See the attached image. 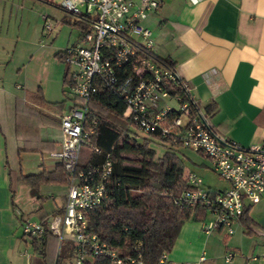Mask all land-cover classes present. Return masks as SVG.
<instances>
[{"label": "crops", "instance_id": "crops-1", "mask_svg": "<svg viewBox=\"0 0 264 264\" xmlns=\"http://www.w3.org/2000/svg\"><path fill=\"white\" fill-rule=\"evenodd\" d=\"M59 2L0 0V264H36L33 255L30 256L26 249L27 244L23 240L26 236L22 235L21 223L34 216L44 227L49 222L46 221L49 214L32 210L25 212L22 198L16 197L23 194V190L32 193L28 184L19 181L20 176L27 173L19 167L18 150H23V142L34 145L38 139L41 147L52 145L53 152L58 150L61 142L60 117L70 104L66 108L63 100L52 102L44 98L38 88L23 90L22 95L11 92L5 88L9 87L5 84V77L14 68L19 69L15 60L19 37L25 44L29 43L35 20L37 23L41 19L43 28L50 30V25L49 29L45 27L49 24L48 6L62 8ZM34 14L36 17H33ZM59 19L63 23L71 22L63 16ZM76 20L78 18L71 22L78 29L72 42L78 40L82 32ZM141 24L151 30L152 52L172 63L181 82L190 86L192 97L203 113L205 106L213 105V111L204 114L218 136L245 147L264 142V0H162L159 9L148 12ZM20 28L25 31L24 36H19ZM29 28L31 32L27 31ZM57 55L61 56L60 52ZM14 87L19 86L15 84ZM67 98L72 100V97ZM94 99L108 101L110 96L105 91H99ZM48 103L54 111L46 106ZM30 107L49 116L41 119L33 117L34 124L33 119H29ZM121 116L125 117L122 108ZM54 119H59V122L53 123ZM10 143L15 155L8 151ZM88 158L87 155L80 163H87ZM56 162L58 160L54 159L51 169ZM200 165L209 168L203 161ZM43 170L44 166L39 168V171ZM224 181L221 187L203 184L211 190H221L229 187V183ZM63 189L57 197L48 196L53 200L51 217L61 211L65 184ZM244 208H247V215L253 221L250 233L239 217L231 234H227L224 228L205 233L202 223L208 222L212 215L204 208L202 219L188 218L182 223L167 253L168 259L183 263L204 254L201 264H264L262 257L250 260L253 255L264 254V201H245ZM228 251L234 255L225 261L224 254Z\"/></svg>", "mask_w": 264, "mask_h": 264}, {"label": "built area", "instance_id": "built-area-1", "mask_svg": "<svg viewBox=\"0 0 264 264\" xmlns=\"http://www.w3.org/2000/svg\"><path fill=\"white\" fill-rule=\"evenodd\" d=\"M196 2L197 0H189ZM59 5L73 14L93 16L89 27L82 30L78 40L62 50L64 62L72 65L66 93L73 98L67 111L61 114L60 148L50 155L57 159L65 172L66 183L61 211L53 214L44 227L39 219L28 218L21 223L22 235L37 237L47 228L60 244L69 239L74 245L72 264H88L93 256L108 258L113 264H201L205 255L183 263L168 259L166 251L155 263L141 259L137 246L135 255H121L98 238L88 228V214L99 204L112 200L107 183L111 175L108 156L96 164L79 161L80 147L89 146L96 134L98 120L89 118V103L99 91L115 96L122 114L135 130L144 135H158L172 144L191 152L201 153L208 167L229 183V187L211 190L195 171L184 174L187 187L174 202L194 208L199 205L212 218L202 223L209 234L224 228L233 232V224L241 216L245 201H264V142L240 145L218 136L207 122L206 115L192 97L190 86L181 82L174 67H161L146 56L137 54L132 42L151 49V30L141 24L147 13L159 9L162 0H60ZM45 27L49 29V24ZM132 41V42H131ZM177 82L185 92L172 94L171 85ZM172 102V103H171ZM233 252L224 254L229 261ZM264 254L253 255L250 260Z\"/></svg>", "mask_w": 264, "mask_h": 264}, {"label": "trees", "instance_id": "trees-1", "mask_svg": "<svg viewBox=\"0 0 264 264\" xmlns=\"http://www.w3.org/2000/svg\"><path fill=\"white\" fill-rule=\"evenodd\" d=\"M76 16L78 18L76 23L80 29L84 30L91 25L93 16L87 14ZM132 44L135 45L137 54L150 58L161 67H172L169 60L160 59L151 49L146 50L135 42ZM68 80L69 73L66 70L63 74V83H67ZM169 90L175 95L176 93L186 95L180 82L171 85ZM107 94L110 96L108 101L92 98L89 103L88 117H98L96 134L91 139V144L98 150L96 152L90 150L87 163L97 165L107 156L111 160V175L107 186L112 200L104 201L89 212L88 228L96 233L99 239L115 248L119 254L135 255L134 247L137 246L141 259L155 263L161 252H169L182 223L188 218L202 219L204 208L199 205L194 208L183 204L179 206L174 202V198L179 197L180 192L187 187L183 175L184 167L175 151L178 147L170 141L169 144L166 143L168 139L160 138L158 135L148 136L132 130L128 118L121 116L120 101L111 93ZM213 108V105L205 106L204 113L208 115ZM29 109L31 117L41 119L49 116L36 108ZM54 122L58 123L59 119H54ZM138 134L142 137L140 141L136 140ZM159 139L162 141L158 142ZM154 140L165 147L157 159H154V148L149 146ZM38 143L41 144L39 139L34 145L23 142V150L40 153L54 151L52 145L41 147ZM127 152L141 156L133 159L137 165L124 163L128 159L122 154ZM61 165L58 161L51 170L21 175L19 181L31 187L43 182L65 184V172ZM239 221L248 233L253 230V221L247 215V208L243 209ZM29 240L31 249L36 254L33 256V262L36 264H68V260L73 257L74 245L70 240L65 239L58 244L57 236L47 228L43 234ZM88 264L113 263L108 258L93 256ZM122 264L131 263L124 261Z\"/></svg>", "mask_w": 264, "mask_h": 264}, {"label": "rangeland", "instance_id": "rangeland-1", "mask_svg": "<svg viewBox=\"0 0 264 264\" xmlns=\"http://www.w3.org/2000/svg\"><path fill=\"white\" fill-rule=\"evenodd\" d=\"M30 1V0H29ZM49 10V20L48 23L51 26L50 30H45L43 28V21L40 19L37 23L34 21V31L33 36L28 38V44H25L22 37H19V41H17V53H16V62L19 66V69L14 68L12 72L9 73V76L5 77V84L9 87H5L11 92L21 94L23 90H35L38 88L39 92L43 94L44 98L51 100H63L65 107L72 103L71 99H66V97H70V93H66L65 84L63 83V74L64 71L68 70V73L72 71L73 66L67 65L64 62L62 56V50L65 49L69 44H71L72 40L76 37L78 29L71 22L77 18L75 14L69 13L63 8H58L55 6H48ZM37 14V9H36ZM35 15V14H34ZM63 16L65 20L69 19L71 22L68 23L66 21L60 22L59 17ZM33 17H36L33 16ZM56 21H58L56 23ZM19 36L25 35V31H22L20 28ZM31 32V28L27 30ZM31 34V33H30ZM20 51H23L21 54ZM60 52L61 56L57 55ZM31 56V57H30ZM67 68V69H66ZM63 83V84H62ZM17 84L19 87H14ZM24 85L25 87H21ZM63 85V86H62ZM64 90V91H63ZM49 108L52 107V111L54 108L51 104H46ZM56 108V107H55ZM58 110V108H57ZM29 119H33L34 124L35 118L29 117ZM134 128V127H133ZM131 126L132 130L133 129ZM135 132H140L135 130ZM137 135L136 140L140 141L142 139L141 135ZM149 136V135H148ZM121 137V136H120ZM119 137V138H120ZM121 139V138H120ZM119 139V140H120ZM162 141L159 139L158 142ZM166 143H170L169 141H165ZM173 146L172 144H170ZM154 148V159H157L164 152L165 147L158 144L157 142L151 141V144ZM175 147V146H174ZM173 147V149H174ZM176 154L180 158L183 164V173L191 170L195 171L202 176L203 182L207 184H211L215 187H221L225 181L219 177L214 171L210 168H205L200 165V162H204V164L208 166V163H205L206 160L204 156L200 153L190 151L187 148H184L181 145L177 146ZM176 148V147H175ZM91 148L85 144L80 147L79 161L82 163L85 161L86 156H90ZM8 151L15 155L12 149L11 143L9 144ZM18 155V163L19 167L22 168L24 173L29 172H40L39 168L42 169L44 166L45 171L51 170L54 163V158L51 157L48 151H43L42 153L34 150H22L19 149ZM122 156H125L128 160L124 163H128L131 165H137L134 158L138 159L141 156H137L134 153H124ZM40 164H43L39 166ZM42 172V171H41ZM29 190H31V194H28L27 191L23 190V194H18L17 198L21 199V204L24 206V211L39 212L46 215L48 220L51 219L50 211L51 206L53 204L52 197H48L49 195L59 196L61 192H63V184L55 182H43L39 183L37 186L31 187L28 186ZM33 219L37 218L31 217ZM30 218V219H31ZM30 238L26 236L27 250L30 256H36L34 250L31 249L32 246L30 244ZM68 264H72L71 259L68 260Z\"/></svg>", "mask_w": 264, "mask_h": 264}]
</instances>
